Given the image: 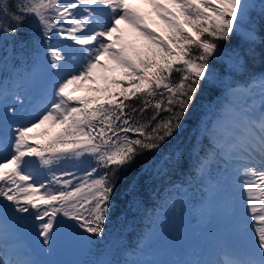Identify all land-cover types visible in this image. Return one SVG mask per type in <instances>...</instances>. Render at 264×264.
I'll list each match as a JSON object with an SVG mask.
<instances>
[{
    "label": "snow or ice",
    "instance_id": "1",
    "mask_svg": "<svg viewBox=\"0 0 264 264\" xmlns=\"http://www.w3.org/2000/svg\"><path fill=\"white\" fill-rule=\"evenodd\" d=\"M255 7L250 0H0V33L16 36L31 18L43 39L58 30L83 52L79 66L69 70V54L47 44L49 67L58 70L51 99L16 127L0 120V264H45L12 258L8 222L12 218L26 224L19 214L31 213L49 250L60 214L75 222L68 227L78 235L88 234L82 235L87 243L102 235L119 174L145 153L163 151L180 133L198 94L220 80L209 64L214 56L225 58L221 76L248 75L233 95L250 94L257 82L260 88L258 106L253 102L249 108L246 102L243 108L229 107L213 122L212 131L220 136L218 152L226 146V157L245 154L242 175L255 178L242 180L255 250L223 264H264V71L250 72L258 40L264 63V0L253 16L250 9ZM122 24L135 40L126 38ZM238 30L246 49L237 44L230 53L221 52L219 42ZM5 86L0 82V94ZM79 91L85 94H75ZM133 98L143 106L133 107ZM149 107L155 112L142 122ZM161 112L166 113L163 118ZM257 154L259 167L253 162ZM69 155L88 156L94 166L80 178L71 172L57 175L53 166ZM198 166L203 172L206 158ZM43 170L51 173L50 179L42 177Z\"/></svg>",
    "mask_w": 264,
    "mask_h": 264
},
{
    "label": "rangeland",
    "instance_id": "2",
    "mask_svg": "<svg viewBox=\"0 0 264 264\" xmlns=\"http://www.w3.org/2000/svg\"><path fill=\"white\" fill-rule=\"evenodd\" d=\"M250 3L256 5L255 8L250 9L251 14L256 16L261 0H250ZM121 27L126 29L128 40H135L127 25L122 24ZM47 44L57 45L69 54V70L76 69L82 60L81 47L71 40L60 37L58 30H53L47 40L42 38L38 56L32 57L28 67L23 68L16 79L6 82V79L1 77L0 82L6 86L0 94V120L13 127L30 119L36 110L44 106L47 99H51L53 73L58 70L49 67ZM236 77L237 75L233 76L230 73H226L223 77L225 95L217 103L206 106L203 115L204 130L205 126L207 129H213V122L220 118L229 107L243 108L246 102L249 108L253 106L251 98L232 94L236 85H243L233 82ZM256 85L259 83L257 82ZM75 94L85 93L79 91ZM259 98L257 97L255 102L257 106ZM218 139H220L219 135ZM221 143L223 144L222 141ZM228 151L226 146L220 148L221 166H215L213 169L215 175L208 177L203 196L194 200L180 194L174 196L135 249L128 247L122 239L112 238V233L106 231L97 240L90 237L92 242L87 243L82 239V235L86 234L78 235L77 229L69 228L68 225L75 222L63 217L62 214L57 217L60 223L57 225V236L50 250L47 245H42V238L35 227L38 222L33 220L31 213L19 214L27 218L26 224L9 218L13 232L8 236L19 237L24 243L21 248L23 253L45 261V264H95L102 260H119L121 264L125 260L138 261L139 264H195L196 261H202L203 250L206 247L205 226L208 223L207 215L212 214V197L215 192L223 197L225 203L229 202L230 211L238 212L247 228H250L252 224L245 205L246 193L243 191L242 180L255 178L242 175V166L247 163V156L240 153L235 157H226ZM253 162L259 167L258 154ZM90 166H94L92 158L69 155L54 165L53 171L57 175L62 172H71L73 176L80 178ZM42 177L50 179L51 173L43 170ZM64 178L72 179V177ZM228 259L229 257L226 256L222 258L224 262Z\"/></svg>",
    "mask_w": 264,
    "mask_h": 264
},
{
    "label": "trees",
    "instance_id": "3",
    "mask_svg": "<svg viewBox=\"0 0 264 264\" xmlns=\"http://www.w3.org/2000/svg\"><path fill=\"white\" fill-rule=\"evenodd\" d=\"M42 38L41 30L31 18L16 36L0 33V78L4 77L6 82L16 79L19 72L28 67L32 57L38 56ZM219 44L223 53H230L237 44L247 47L239 30L235 36ZM260 50L258 40L256 58L250 61V72L257 75L264 71ZM224 63L225 58L221 56L210 59L209 64L220 80L202 89L180 133L165 145L163 151L145 153L136 164L119 174L104 226V231L112 233V238L122 239L128 247L135 249L174 196L180 194L194 200L205 193L208 177L215 175L213 169L221 166L222 158L217 149L219 134L212 129L204 130L203 115L208 104L217 103L225 95L223 77L227 72L220 74V66ZM176 78L174 73L173 80ZM247 80V74H238L233 82L244 84ZM129 103L133 107L143 106L141 99L133 98ZM154 112L155 109L149 107L140 117L141 121L147 122ZM165 115L161 112L160 118ZM205 158L207 166L201 172L198 165ZM101 237L91 238L97 240Z\"/></svg>",
    "mask_w": 264,
    "mask_h": 264
},
{
    "label": "bare ground",
    "instance_id": "4",
    "mask_svg": "<svg viewBox=\"0 0 264 264\" xmlns=\"http://www.w3.org/2000/svg\"><path fill=\"white\" fill-rule=\"evenodd\" d=\"M259 94L260 88L259 85H256L250 94L237 93L236 95L242 98H251L253 102H256L257 97H260ZM212 201V214L207 215L208 223L205 226L207 240L206 247L203 250L202 261L214 260L218 264H223L222 258L224 256L231 259L253 252L256 247V234L253 231V224H251L250 228H247L238 212L230 211L229 202L225 203L218 192L214 193ZM9 227V234H12L13 228L10 223ZM7 243L11 248L12 258L35 259L28 253H23L21 248L24 243L19 237L8 236Z\"/></svg>",
    "mask_w": 264,
    "mask_h": 264
}]
</instances>
